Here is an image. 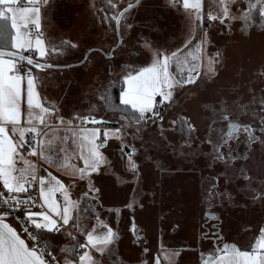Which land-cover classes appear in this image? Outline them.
<instances>
[{"label":"rangeland","instance_id":"rangeland-1","mask_svg":"<svg viewBox=\"0 0 264 264\" xmlns=\"http://www.w3.org/2000/svg\"><path fill=\"white\" fill-rule=\"evenodd\" d=\"M135 1L113 0L115 8L109 5L107 10V0L41 3L40 30L49 48L42 59L66 66L64 70H50L39 79L50 106L74 117H102L120 127V114L113 113L100 97L106 90L111 94L122 74L131 70L129 66H146L153 49L173 50L182 43L184 35L183 17L168 0H141L122 19L123 43L118 46L116 22L111 16ZM248 2L230 0L236 19L220 22L211 32L205 59H201L200 76L194 84L177 88L174 102L164 105V119L149 122L135 139L131 135L135 128L127 129L129 134L122 138L124 153L135 148L137 172L128 168L127 156L121 153V140L111 137L106 153L102 150L111 163L93 173L91 183L100 189L96 207L101 220L119 235L111 246L116 260L145 256L151 262L160 252L159 264H169L166 257L173 254L168 251L170 248L190 249L216 233L226 242H242L244 233L254 232L258 222L264 221V198L259 195L264 186V19L256 10L252 21L246 23L240 18ZM61 41H70L76 47L50 51ZM145 41L149 48L143 46ZM89 52L88 59L80 64ZM109 52L113 53L111 57L106 55ZM218 52L221 55L217 56ZM210 61L214 73L208 71ZM75 64L80 66H72ZM221 112L228 115V120L220 119ZM54 115L49 118L51 124L55 123ZM180 117H186L195 130L186 133L180 126ZM173 120L177 123L173 124ZM229 120L250 125L258 139L247 141V133L241 129L238 140L221 148L225 160L228 147L233 148L235 159L225 164L224 160L215 159L209 140L218 143ZM63 135L62 128L49 132V138ZM68 135L66 145L57 138L53 147H67L74 158L79 149L72 143L71 133ZM74 162L78 166L83 163ZM49 170L58 177H68L53 168ZM214 183L215 195H209ZM88 184L87 178L77 179L73 199L87 191ZM85 207L82 201L83 223L97 225V231H103L94 217L83 211ZM206 213H213L214 218ZM65 241L70 242V238ZM54 253L61 258L64 255ZM93 254L102 259L94 250Z\"/></svg>","mask_w":264,"mask_h":264},{"label":"snow or ice","instance_id":"snow-or-ice-1","mask_svg":"<svg viewBox=\"0 0 264 264\" xmlns=\"http://www.w3.org/2000/svg\"><path fill=\"white\" fill-rule=\"evenodd\" d=\"M107 2L115 8L113 0ZM168 2L176 6L181 0ZM41 3L46 5L48 0H26L23 5L20 0H0V185L7 193L0 190V264H102V259H111V246L119 235L100 218L96 207L99 204L96 194L100 189L91 183L92 174L99 173L102 166L110 165L102 149L111 137L122 141V156H127L128 168L135 174V148L124 153L122 138L129 134L127 129L135 128L131 133L135 139L149 121L163 120L159 106L174 102L177 88L194 84L200 76L202 46L208 42L207 32L203 37L199 36L204 17L203 0H182L183 9L194 16L195 22H199L196 23L194 37L190 36L175 50L153 49L151 61L146 66H129L131 70L121 77L118 103L113 101L107 90L100 97L113 113L120 114L123 121L120 127L103 128L102 138L101 127L86 126L89 123H106L102 117H74L77 124L73 126V119L65 122L64 117L56 115V126L51 124L49 118L57 109L41 101L33 75V68L54 67L34 59L32 54L44 58L49 53L40 30ZM216 4L218 11L210 7L207 12L209 21L224 23L226 19H236L228 0H216ZM132 7L133 4L128 3L126 8L111 16L116 22L118 34L121 20ZM254 10L264 19V0H249L240 18L246 23L252 21ZM108 19L106 15L105 20ZM125 26L131 28L130 24ZM194 39L198 42L193 46ZM120 42L123 43V37ZM143 46L150 47L147 41ZM65 47L75 48L76 45L61 41L60 46L53 45L50 51L60 52ZM25 52L29 54L25 55ZM106 55L111 57L113 53ZM87 59L85 56L84 60ZM208 71L215 72L211 61ZM220 119L228 120V115L221 112ZM60 126H63L64 135L49 138V132H57ZM180 126L186 133L195 130L186 117H180ZM241 129L247 133V141L258 139L250 125L229 120L219 142L209 140L216 160H224L228 164L235 159L232 147H228L227 160L221 148L227 147L229 141L238 140ZM68 133H71L72 143L79 149L74 158L69 155L67 147H53L57 138L66 145L70 138ZM28 157H37V160ZM74 159L82 161V166H78ZM38 161H43L48 167H43ZM50 168L70 177L69 183L54 175ZM86 178L89 181L88 190L73 199L72 189L77 179L82 181ZM215 188L214 183L208 190L209 195H215ZM259 195L264 198V186ZM82 201L86 204L83 211L92 215L103 231H97V225L83 223ZM132 231L135 232L134 224ZM57 234L66 235L70 242L57 239ZM214 238L217 245L206 258L201 254L202 264H264V228L260 229L251 250H241L236 244L227 242L221 246L219 233L214 234ZM61 243H64L63 247H59V253L64 254L62 258L53 251L54 246ZM93 250L102 259H98ZM155 264H159L158 255Z\"/></svg>","mask_w":264,"mask_h":264},{"label":"crops","instance_id":"crops-1","mask_svg":"<svg viewBox=\"0 0 264 264\" xmlns=\"http://www.w3.org/2000/svg\"><path fill=\"white\" fill-rule=\"evenodd\" d=\"M228 2H229V7H230V0H228ZM203 5H204V7H203L204 15H207V12H208L210 7L212 8L213 11H218V6L216 4V0H203ZM171 7H172L173 10H175V11L177 10V12L179 14H181L182 17H183V22H182L183 28L182 29L184 31V35H183L182 43L179 44L176 47V48H178V47H181L183 45L184 41L186 39H188L190 36L191 37L195 36L194 30H195V27H196V23H199V22H195L194 21V16H192L189 11H186L185 9H183L182 0H181L180 4H177L176 6H171ZM219 23H220L219 20H215L214 21V29L217 26V24H219ZM214 29L212 31H214ZM204 32H207V31L204 30L203 23H202L201 26H200V29H199V36L203 37ZM211 32H207L208 42L202 46L203 51L201 53V59H205L206 45L210 41ZM197 42H198V39H194L193 46ZM176 48H174L173 50H175ZM25 54L28 55L29 53L25 52ZM32 54H33L34 59H37V60H39L41 62L50 63V64L55 65V66H60V68H55V69L54 68H49V69H46V70L33 69V75L36 77L35 84H36L37 91H38V93L40 95L41 101L43 103H45L46 106H50L49 100L45 98V96L43 95V93H42V91L40 89L39 79H40V77L43 74H47V72H49L50 70H64L66 68V66L57 65V64H54L52 62H46V61H44V59L36 56L35 53H32ZM200 63H201V60H200ZM28 67H30V66H28ZM201 71H202V68H200V72ZM190 86H192V85H189V87ZM24 106L26 107V105H24ZM56 115L65 117V119H73L74 118V115L71 114V113L64 114L63 112H58L57 111L55 113L54 117H53L54 122H55L54 124H52L53 126H56V118H55ZM76 124H77V121L75 119H73V126H75ZM86 126L87 127H101V129H102L101 136H102V133H103V128L107 127V126H104L103 124L93 125L91 123H89ZM59 128L63 129V126H60ZM110 141L111 140L109 139L108 143H110ZM108 143H107L106 147L108 146ZM105 148L102 149L104 152H105ZM28 158L32 159V160H37V157H28ZM107 158H108V156H107ZM38 163L40 165L42 164L41 161H38ZM60 177H64L65 178V181H66L65 183L66 184L68 183V181L70 179L69 177H66V176H61L60 175ZM261 228H264V221H259L258 222L254 232L244 233V238H243L242 242H240L238 240H230L229 243L236 244L241 250H245V249L251 250V246L255 243L256 239L258 238L259 231H260ZM57 239L63 241L64 243L67 242V241H65V239H67L66 235L65 236H60L59 234H57ZM60 245L61 244H59L58 246H54L53 251H56L57 253H59ZM210 245L211 244L208 241L203 240V243H201V241H199V242H197L196 245L191 246L190 249L189 248L188 249H183L181 247L180 248H174V249L170 248V249H168V251L172 252L173 254L170 257H166V260L168 261L169 264H201V254L203 253L204 256L206 257L210 252H212V246H210ZM177 250H178V255L176 254ZM59 254H62V253H59ZM157 255L159 256L160 252H157L153 256V259H152L151 262H150L151 258L145 257V256L136 257V258L135 257H130V258H126V259L124 258V259L116 260V256L112 255L111 259H109L107 261L102 259L103 260L102 264H106L107 262H110L112 264H152V263H155Z\"/></svg>","mask_w":264,"mask_h":264},{"label":"trees","instance_id":"trees-1","mask_svg":"<svg viewBox=\"0 0 264 264\" xmlns=\"http://www.w3.org/2000/svg\"><path fill=\"white\" fill-rule=\"evenodd\" d=\"M141 1V0H140ZM136 2V1H135ZM135 2H133V3H135ZM132 3V4H133ZM140 3V2H139ZM139 3L137 4V5H139ZM136 5V6H137ZM136 6H134V7H136ZM133 7V8H134ZM104 8L107 10V9H110V7H109V4L107 5V4H104ZM126 8V7H125ZM132 8V9H133ZM132 9H130V10H132ZM123 10V9H122ZM129 10V11H130ZM128 13V12H127ZM126 13V14H127ZM125 14V15H126ZM121 23H122V20H121ZM120 29H121V27H120ZM118 36V35H117ZM106 60H108V59H105V61ZM72 66H76V67H78V66H80V65H72ZM120 88H121V81H120V83H119V85H117V86H115L112 90H111V96H112V99H113V101L115 102V103H118L119 101H118V98H119V92H120ZM106 123H104L103 125L104 126H107V127H116L117 125H116V123H110V122H107V121H105Z\"/></svg>","mask_w":264,"mask_h":264},{"label":"built area","instance_id":"built-area-1","mask_svg":"<svg viewBox=\"0 0 264 264\" xmlns=\"http://www.w3.org/2000/svg\"><path fill=\"white\" fill-rule=\"evenodd\" d=\"M26 2V0H20V3H21V5H23V3H25ZM203 28H204V30L205 31H207V32H211L213 29H214V21H209L208 20V18H207V15H204V17H203ZM28 67V66H27ZM160 107V112H161V115H163V110H164V106H159ZM156 120H158V119H156ZM149 122H151V121H149ZM148 122V123H149ZM101 138H102V136H101ZM0 190H3V188H2V185H0ZM3 191H5V194H7L6 193V190H3ZM35 210V209H34ZM11 220V219H10ZM11 222V221H10ZM18 223V222H17ZM79 238V237H78ZM106 264H112V263H110V262H107ZM152 264H155V263H152Z\"/></svg>","mask_w":264,"mask_h":264},{"label":"water","instance_id":"water-1","mask_svg":"<svg viewBox=\"0 0 264 264\" xmlns=\"http://www.w3.org/2000/svg\"><path fill=\"white\" fill-rule=\"evenodd\" d=\"M139 2H140V0H138V2L136 1L135 3H133V7L136 6ZM133 7H132V8H133ZM116 32H117V31H116ZM117 35H118V46H121V45H122V43L120 42V38L122 37V36H121V29L119 30V34L117 33ZM96 51H101V50L96 49ZM90 53H91V52H89L86 56L89 57ZM25 55H26V54H25ZM40 62H41V61H40ZM84 62H85V60L83 59L82 62H81L80 64H83ZM25 63H26V62H25ZM42 63H45V62H42ZM46 64H50V63H46ZM78 65H79V64H78ZM30 67H32V66H30ZM51 68H54V69H55V68H60V66H55V65H54V67H51ZM33 69H35V68H33ZM46 69H49V68H45V69H42V70H46ZM36 70H41V69H36ZM207 216L212 218V217H214V214H213V213H207ZM227 243H229V242H227ZM236 246H237V245H236ZM237 247H238V246H237ZM206 257H207V256H206ZM206 257H205V258H206ZM201 264H202V261H201Z\"/></svg>","mask_w":264,"mask_h":264},{"label":"flooded vegetation","instance_id":"flooded-vegetation-1","mask_svg":"<svg viewBox=\"0 0 264 264\" xmlns=\"http://www.w3.org/2000/svg\"><path fill=\"white\" fill-rule=\"evenodd\" d=\"M206 216H207V213H206ZM209 218H211V217H209ZM212 218H214V217H212ZM206 241H208L211 244L210 246H212V251H213L214 247L217 245V241L215 240L214 236L211 235L209 237H206ZM224 242H226V241L222 240V242H220V245L222 246V243H224Z\"/></svg>","mask_w":264,"mask_h":264}]
</instances>
